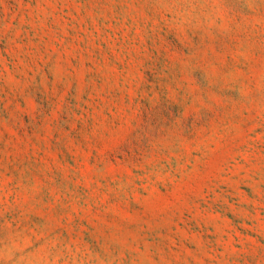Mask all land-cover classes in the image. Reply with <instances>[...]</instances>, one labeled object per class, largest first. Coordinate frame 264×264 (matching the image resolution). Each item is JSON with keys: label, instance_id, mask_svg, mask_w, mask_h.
Segmentation results:
<instances>
[{"label": "rangeland", "instance_id": "obj_1", "mask_svg": "<svg viewBox=\"0 0 264 264\" xmlns=\"http://www.w3.org/2000/svg\"><path fill=\"white\" fill-rule=\"evenodd\" d=\"M0 264H264V0H0Z\"/></svg>", "mask_w": 264, "mask_h": 264}]
</instances>
